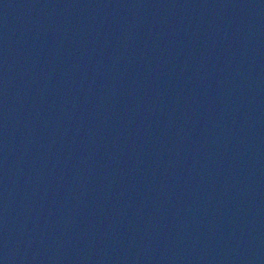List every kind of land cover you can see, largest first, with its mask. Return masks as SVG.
<instances>
[{"label": "water", "instance_id": "water-1", "mask_svg": "<svg viewBox=\"0 0 264 264\" xmlns=\"http://www.w3.org/2000/svg\"><path fill=\"white\" fill-rule=\"evenodd\" d=\"M0 264H264V0H0Z\"/></svg>", "mask_w": 264, "mask_h": 264}]
</instances>
